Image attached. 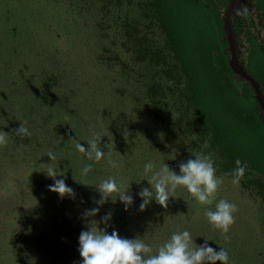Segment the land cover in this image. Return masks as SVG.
I'll use <instances>...</instances> for the list:
<instances>
[{"label": "trees", "instance_id": "16d2710c", "mask_svg": "<svg viewBox=\"0 0 264 264\" xmlns=\"http://www.w3.org/2000/svg\"><path fill=\"white\" fill-rule=\"evenodd\" d=\"M48 2L68 10L66 19L62 12L55 15V30L40 22L46 36L53 32L66 36L64 48L52 45L53 40L44 41L42 26H34L25 34L26 52L12 42L18 26H11L9 39L2 40L0 46V58L6 55L0 59V90L5 67L9 70L5 78L15 80L13 84L5 82V87L13 91L6 90L8 98H3L5 103H11L10 99L15 104L13 120L18 121L17 126L7 125L4 130L9 143L12 131L25 120L31 138L37 139L36 149L55 138L62 147L57 150L70 156L76 141L73 138L78 134L82 137V130H86L85 135L94 134L107 125V134L115 133L126 113L132 118L134 110L144 105L151 118L144 130L171 120L180 133L191 139L188 143L181 137L175 144L177 151L195 147V151L212 157L217 171L229 175L236 168L235 161L241 160L247 165L242 185L257 189L264 197V92L258 85L261 96L256 95L252 82L259 80L236 73L229 62L224 13L231 0ZM252 3L264 19V0H251ZM43 15V10L41 14L37 12L38 18ZM86 22L91 26H84ZM235 29L240 36V18L235 20ZM22 56L37 63L39 73L18 74V68L10 62L16 57L23 60ZM33 56L40 57L32 59ZM13 73L21 76L16 79L10 76ZM23 93L27 96L22 97ZM17 111L23 113L22 117ZM12 117L6 119L7 123ZM141 128L136 124L130 127L127 140L133 141L129 147L138 141L144 143V150L155 152L154 143L160 147L159 142L142 137L138 132ZM13 136L17 147L31 139H21L14 132ZM87 140L82 137L85 145ZM45 220L46 225L51 224ZM210 239L196 236L193 240L200 245ZM42 242L53 241L45 238ZM243 242L240 239L239 244ZM228 253L229 264L247 259L245 255L237 257L241 253L232 250ZM54 256L50 251L51 264H56ZM73 256L74 252H68L66 259L73 261ZM219 263L222 264L216 262Z\"/></svg>", "mask_w": 264, "mask_h": 264}, {"label": "rangeland", "instance_id": "374dc122", "mask_svg": "<svg viewBox=\"0 0 264 264\" xmlns=\"http://www.w3.org/2000/svg\"><path fill=\"white\" fill-rule=\"evenodd\" d=\"M48 1L50 0H0V46H2V40L6 42L9 39L11 26H18L17 36L12 42L26 52L25 48L28 44L25 34L28 31L32 32L34 26H42L43 40L47 43L48 40H53L52 45L64 48L66 36L62 37L58 32L46 36L44 28L50 26L52 30H55L58 27L55 15L62 12L63 19H66L68 10L64 5H53ZM237 8L242 10L240 15L236 14ZM245 8L247 11L243 12ZM41 10L45 12V15L43 18H38L37 12L41 14ZM224 15V29L230 44L229 62L232 63L235 54V62L240 69L261 81L252 82L256 95L261 96V91L257 89L258 85L262 86V93L264 92L263 15L254 8L251 0H231L230 8ZM239 18L242 29L240 36L235 29V20ZM41 21L46 25L43 26V23L40 25ZM70 23L74 26L72 21ZM78 23L74 24L80 25ZM84 26H91V24L89 22L88 25L86 22ZM7 50L8 46L4 50L5 54ZM5 57L6 55L2 54L0 59ZM27 57L22 56L23 60L16 57L14 62L10 63L18 68L16 71L18 74H23L22 76H28L32 71L39 73L37 63L29 62L26 60ZM39 57L33 56L32 59ZM6 64L8 65V62ZM5 69L7 70L5 75H7L8 67ZM18 74L13 73L10 76H16L17 79L21 76ZM5 75H2L3 87L0 90V131H4L7 125L13 127L15 123L16 126L18 124L17 120L16 122L13 120L16 116L15 104L10 99L11 103L8 101L5 103L3 100L4 96L5 99L8 98L9 91H13L5 87V82L13 84L15 80L12 78L8 80ZM6 90H8L7 94ZM25 94L23 93L22 97L27 96ZM12 110H14L13 117L10 115ZM148 110V107L141 105L134 110L135 115L132 118L129 113H126L115 133L107 134L108 131L105 130L107 125L102 126L101 132L98 131L104 135L100 146L105 153L109 151L106 145L111 144L109 147L112 149V159L118 162L117 168L110 167L105 160L99 163L90 161L85 154L75 148L76 142L82 143L86 148L89 146L88 142L87 145L84 144L82 137L89 139L93 133L85 135V129L81 131L84 134L82 137L79 134L74 136L73 139L76 141L73 143V152L70 156L65 151L57 150L62 147L55 138L47 139L43 149L41 147L36 149L34 144L37 139L34 138L28 140L26 145L17 147L14 144L15 137L12 131L11 142L0 146V264H51L48 260L50 251L54 252L56 264H82L83 258L79 253L80 233L88 229L92 220L100 222L99 226L104 228L105 224L101 222V218L108 213H111V220L108 221L107 226L109 233L115 230L122 238L140 237L146 243H151L155 252L165 243V239L167 241L170 239L174 232L187 230L193 239L196 236L200 239L204 236L211 238L207 243L217 251L224 248L227 251L241 253L237 257L245 255L246 261L242 260L239 264H264L262 262L264 259V197L257 189L244 187L241 181L238 187L234 186L231 183L232 175L216 169V175L223 177L224 183L212 205L198 204L186 188L178 187L175 192L176 197H170L166 209L153 199L143 211L140 210L142 198L138 193L144 187L151 190L148 181L141 180L145 164L151 161L156 165V169H159L160 163H165L179 174L180 163L190 158L194 159L192 153H203L195 151V147H185L182 151L176 150L175 144L181 137L188 143L191 139L180 133L171 120L170 123L164 122L158 127L144 130L145 123L151 119ZM17 113L22 117L23 113L20 114L19 111ZM262 115L264 117V112ZM11 117L12 121L7 123L6 119ZM133 124H136V127L142 126L138 132L146 140L159 142L160 147H155L154 143L155 152L150 149L144 150L145 148L142 147L144 143L138 141L129 147L133 139L129 141L127 137ZM49 151L54 152L57 157L52 166L63 173L56 179H64L65 183L74 190V196L66 195L61 198L58 193L50 191L49 185L54 184L55 181L43 171L49 166L48 163H52L51 158L46 155ZM88 164H92L93 169L85 176L82 174V169ZM108 177H115L118 184L125 189L128 188V194L133 197L134 202L127 210L119 197L115 202L112 197H109L103 205L97 203L101 199V193L95 185ZM138 180L141 181L137 182ZM220 199H227L238 208V211L234 213L235 223L230 227L227 239L220 230L215 229L208 222L204 215L206 208L215 210V203ZM93 208L100 210L94 217L85 218L83 215L85 211ZM45 218L51 221L50 225L43 222L46 221ZM45 238L53 242L43 244L42 241ZM240 239L244 240V244H239ZM68 252H74L73 261L66 259Z\"/></svg>", "mask_w": 264, "mask_h": 264}, {"label": "clouds", "instance_id": "9594fccd", "mask_svg": "<svg viewBox=\"0 0 264 264\" xmlns=\"http://www.w3.org/2000/svg\"><path fill=\"white\" fill-rule=\"evenodd\" d=\"M246 11V8L243 9V12ZM241 12L240 8L236 9L237 15H240ZM173 115L175 116L174 113ZM13 132L21 139L32 136L25 123H21L20 127L14 129ZM103 136V134L94 133L87 141L89 145L87 148L79 142L75 143V148L80 153L85 154L90 161L99 163L105 160L110 167L117 168L119 165L116 160L112 159V149L109 147L111 144L106 145L109 148L107 153L100 146ZM7 137V132L0 131V146L7 145ZM192 154L194 159L190 158L179 164V174L165 163H162L159 169H156V165L151 161L145 164L141 180L146 179L151 185V190L144 187L138 193L142 198L141 211L153 199L166 209L170 197H176L175 192L178 187L186 188L191 197L200 205H212L216 201V195L224 183V178L216 175L214 161L210 155ZM46 155L51 158L52 163H48L49 166L43 171L55 181L54 184L49 185L50 191L58 193L61 198L66 195L74 196V190L65 183L64 179H56L58 175H63L57 171L56 167L52 166L57 159L56 154L49 151ZM235 163L236 168L231 173V183L238 187L245 176L247 165L242 164L239 159ZM92 169L93 165L88 164L82 169V174L86 176ZM95 186L101 193V199L97 202L100 205H103L109 197H112L113 202L119 197L127 210L134 202L133 197L128 194V188L125 189L118 184L115 177H108ZM99 210V208L86 210L83 215L85 218L94 217ZM237 211L236 204L227 199H220L215 203V210L206 208L204 215L208 222L215 229L220 230L227 239L230 227L235 223L234 213ZM109 220H111V213L101 218V222L105 224L104 228L99 226L100 222L92 220L88 229L80 233L79 253L83 258L82 264H216L217 261L222 262V264H229V253L226 249L222 248L217 251L209 246L207 241L202 245H197L187 230L174 232L168 241L159 246L156 254H152V246L140 237L135 239L122 238L115 230L109 233L107 227Z\"/></svg>", "mask_w": 264, "mask_h": 264}, {"label": "water", "instance_id": "95a60500", "mask_svg": "<svg viewBox=\"0 0 264 264\" xmlns=\"http://www.w3.org/2000/svg\"><path fill=\"white\" fill-rule=\"evenodd\" d=\"M235 54L233 55V61H232V67L234 68V71L242 76H245L247 78H251L249 75H247L243 70L240 69V67L238 66V64L235 62Z\"/></svg>", "mask_w": 264, "mask_h": 264}]
</instances>
